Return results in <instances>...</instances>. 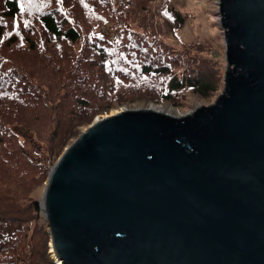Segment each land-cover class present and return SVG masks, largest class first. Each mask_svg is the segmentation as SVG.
Here are the masks:
<instances>
[{
    "label": "water",
    "instance_id": "1",
    "mask_svg": "<svg viewBox=\"0 0 264 264\" xmlns=\"http://www.w3.org/2000/svg\"><path fill=\"white\" fill-rule=\"evenodd\" d=\"M217 3L212 103L123 108L51 166L37 206L54 264H264V0Z\"/></svg>",
    "mask_w": 264,
    "mask_h": 264
},
{
    "label": "trees",
    "instance_id": "2",
    "mask_svg": "<svg viewBox=\"0 0 264 264\" xmlns=\"http://www.w3.org/2000/svg\"><path fill=\"white\" fill-rule=\"evenodd\" d=\"M101 1L105 3L107 0ZM67 2L0 0V17L18 21L15 33H6L0 23V36L6 33L10 44L18 36L22 38L21 60L38 52H43L44 61L45 57H51L45 61L51 65L47 79L50 87L41 85L46 88L43 91L39 85L40 90L35 89L37 92L32 88L23 104L42 107L45 112L40 118L53 122V129L48 133V154L41 157L40 148L39 154L36 153L39 159L31 161L32 157L16 139L21 137L19 130L40 134L31 125L33 117L18 120L17 106L11 107L5 100L0 102V264H54L50 253L46 252L49 235L42 224L45 223L42 213L32 201L30 189L15 184V179L41 167L43 160L54 153L55 144L61 146L75 134L78 125L91 120L99 103L91 99L89 93V87L94 82V67H101V76L95 73L97 85L93 87L99 95L108 98L112 93L125 94L121 92L122 88L126 94L136 92L152 76L169 77L158 90V98L162 101L175 103L178 92L184 89L201 98H207L217 89L207 71L204 73L206 68L203 65L192 68L184 53H175L168 48L161 58L158 57L155 53L159 49L148 43V37L131 31L132 20H116L113 27L117 33L112 36L113 39L103 36L104 33L90 35L92 31L82 25V17L88 12V0H71L69 8L74 9V14L65 9ZM129 3L130 0H121L122 7H127ZM140 3L136 0L132 6L136 12L142 10ZM186 63L189 66L187 72L179 76L174 67ZM63 87L66 88L64 93L61 92ZM16 90L14 88L11 93ZM22 95L24 93L18 91L17 100ZM106 102L105 106H109ZM184 108L175 106L173 109ZM9 110L13 112V117Z\"/></svg>",
    "mask_w": 264,
    "mask_h": 264
},
{
    "label": "rangeland",
    "instance_id": "3",
    "mask_svg": "<svg viewBox=\"0 0 264 264\" xmlns=\"http://www.w3.org/2000/svg\"><path fill=\"white\" fill-rule=\"evenodd\" d=\"M135 1L130 0L127 7H122L121 0H107L105 3L101 0H88V12L84 13L82 17V25L92 31L90 35L104 33L103 36L113 39L112 36L117 33L116 28L113 27L116 20L123 18L132 20L133 22H130L129 26L132 28L131 31L148 37V43H151L159 49L155 53L158 57L161 58L164 55L163 52L168 51V48L175 50V53H184L186 59L191 63L192 68L197 69L195 67L200 65L206 68L204 73L207 71V74L214 80L217 89L215 93L207 98L198 97L188 89H184V91L178 92L177 98L174 100L175 103L180 104L178 105L171 101H162L158 98V90L164 86V83L169 77L152 76L146 79V84L143 85L142 89L126 94L125 89L122 88L121 92L126 95L112 93L108 98L99 95L95 87H93L97 85V79L94 78L95 73L101 76L99 71L101 67H94V82L89 87V93L91 99L99 103L98 107L94 108L91 120L96 116H102L119 108L130 109L154 106L158 110L178 114L188 112L200 104L206 105L212 103L224 86L223 77L225 70L223 34L218 24L220 18L218 13V0H140V4H142V10L140 12H136L134 10L135 8L132 7ZM71 4V0H68L65 9L74 14V9L69 8ZM0 23L3 25L6 33L16 32L18 21L15 18L4 19L0 17ZM6 33L0 36V102L5 100L7 105L11 107L17 106L16 119L18 120L23 121L27 117H33L31 125L37 128L40 134L31 132L30 130L28 132L19 130L21 137H18L16 140L22 143V147L26 150L27 155L32 157L31 161H37L39 155H36V153L39 154L40 148L42 153L41 157L48 154V133L53 129V122L40 118L45 112L42 107H32L29 103L23 104V101L32 88L33 90H40L41 88L45 91L46 88L41 85L49 86L47 79L50 74L51 65L45 61H48L51 57H45L44 61L43 52H38L31 58H25L24 61L21 60L20 53L23 52L22 45L24 41L18 36L17 40L13 44H10V41L7 40L8 35ZM154 41L155 43H153ZM188 68L187 63L176 64L174 67L179 73V76H181L180 74L182 72H187ZM14 88L17 90L12 94L11 91ZM65 89L63 87L61 92L64 93ZM37 90L35 91L37 92ZM18 91L24 93L19 100H17L19 96L16 97ZM106 101H108L109 106H105L107 105ZM175 106L185 108L182 110H174L173 108ZM9 112L11 113V110ZM11 115L13 117V112ZM91 120L78 125L75 134L68 137L61 146L55 144L54 153L43 160L41 167L36 170L32 169L23 176L16 177L15 180L17 182L15 184H20L22 188L27 186L30 189V197H32V201L37 208L42 198L45 182L51 166L64 148L75 139ZM31 161L29 163L33 165ZM42 167L43 171L41 173L40 170ZM35 176L37 178L33 180ZM42 224L46 231L47 227L45 223L43 222ZM48 243L49 237L47 246ZM49 250L48 246L46 252H49ZM44 262L46 263L47 260H44Z\"/></svg>",
    "mask_w": 264,
    "mask_h": 264
},
{
    "label": "bare ground",
    "instance_id": "4",
    "mask_svg": "<svg viewBox=\"0 0 264 264\" xmlns=\"http://www.w3.org/2000/svg\"><path fill=\"white\" fill-rule=\"evenodd\" d=\"M141 108V107H140ZM152 108L153 109H157V107H154V106H152ZM123 108H119V109H115V110H112V111H110L109 113H107V114H104V115H102V116H96L95 118H93V120H91V122L87 125V126H85L84 128H83V130L84 129H86L87 127H89L91 124H93L96 120H98V119H100L101 117H105V116H107V115H111V114H114V113H117V112H119V111H121ZM186 113V112H185ZM171 114V113H170ZM178 114H181V113H178ZM178 114H174V115H178ZM183 114V113H182ZM51 243V242H50ZM50 251H51V249H52V244H50ZM49 251V253H51ZM56 261V260H55ZM61 262L59 261V262H57L56 261V264H60Z\"/></svg>",
    "mask_w": 264,
    "mask_h": 264
},
{
    "label": "snow or ice",
    "instance_id": "5",
    "mask_svg": "<svg viewBox=\"0 0 264 264\" xmlns=\"http://www.w3.org/2000/svg\"><path fill=\"white\" fill-rule=\"evenodd\" d=\"M21 10H23V8Z\"/></svg>",
    "mask_w": 264,
    "mask_h": 264
}]
</instances>
